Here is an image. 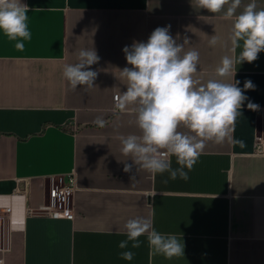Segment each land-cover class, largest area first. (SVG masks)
I'll return each mask as SVG.
<instances>
[{"label": "crops", "instance_id": "crops-1", "mask_svg": "<svg viewBox=\"0 0 264 264\" xmlns=\"http://www.w3.org/2000/svg\"><path fill=\"white\" fill-rule=\"evenodd\" d=\"M21 2L31 32L24 51L0 34V264H264V154L254 152L264 52L232 73L242 89L252 81L255 90L245 95L260 106L252 111L245 101L237 117L234 137L244 147L206 142L187 181L136 165L125 173L132 160L120 137L141 133L131 107L112 111L114 94L126 91L120 70L131 67L123 48L170 25L177 44L199 52L197 79L206 83L218 78L223 56L240 52L230 51L232 21L196 0ZM251 2L241 0L237 14ZM255 2L264 8V0ZM214 35L220 42L210 47ZM84 48L100 57L91 66L98 76L95 87L73 90L63 68ZM98 116L104 127L94 123ZM171 163L178 167L175 157ZM68 174L75 190L64 199L58 190ZM138 216H151L157 231L181 239L184 255L154 256L141 236L140 248L129 245L133 260H123V225Z\"/></svg>", "mask_w": 264, "mask_h": 264}, {"label": "clouds", "instance_id": "clouds-1", "mask_svg": "<svg viewBox=\"0 0 264 264\" xmlns=\"http://www.w3.org/2000/svg\"><path fill=\"white\" fill-rule=\"evenodd\" d=\"M196 5L213 14L223 13L224 19L232 21L230 51L240 52L238 56H223L216 68L218 78L202 83L197 79L199 52L185 51L184 45L177 44L170 34V25L157 27L147 42L134 41L123 48L131 67L120 70L126 91L117 98L115 108L124 112L131 107L141 133L120 137L122 154L132 160L131 164L124 163L125 173H131L136 165L153 175L167 172L171 180L179 177L187 181L206 142L245 146L243 140L234 137L237 117L245 101L252 111H258L260 106L245 95L247 90H255L252 81L245 80L242 89L232 73L235 64L252 63L264 52V8L258 9L255 0L239 14L241 0H196ZM28 12V5L21 0H0V34L15 41L14 47L20 52L25 49L24 41L31 40ZM219 42L220 37L214 35L209 46L215 47ZM99 60L94 48H84L78 52L75 63L64 65L63 77L71 89L95 87L98 72L91 70V66ZM229 78L234 82H228ZM94 123L105 126L99 116ZM172 157L176 159V168L172 167ZM130 179L135 181V175ZM123 229L127 238L118 244L124 250L119 253L123 260H133L135 253L129 245L131 249L140 248L141 236H146L154 256L171 260L184 255L182 240L175 234L157 231L151 216L129 219Z\"/></svg>", "mask_w": 264, "mask_h": 264}, {"label": "built area", "instance_id": "built-area-1", "mask_svg": "<svg viewBox=\"0 0 264 264\" xmlns=\"http://www.w3.org/2000/svg\"><path fill=\"white\" fill-rule=\"evenodd\" d=\"M117 98L118 95L114 94L113 96L114 106L112 108L113 112L119 111L115 108V103ZM254 152L257 154H264V112L261 116V122L259 128H257L255 133ZM74 190H75L74 176L72 174H68L65 183L59 188L58 191L64 199H67L72 195ZM68 215L71 216V214Z\"/></svg>", "mask_w": 264, "mask_h": 264}]
</instances>
